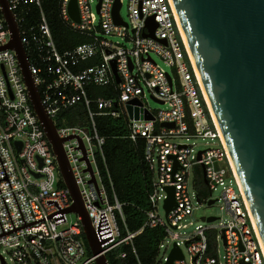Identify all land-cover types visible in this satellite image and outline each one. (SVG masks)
I'll list each match as a JSON object with an SVG mask.
<instances>
[{
  "label": "built area",
  "instance_id": "obj_1",
  "mask_svg": "<svg viewBox=\"0 0 264 264\" xmlns=\"http://www.w3.org/2000/svg\"><path fill=\"white\" fill-rule=\"evenodd\" d=\"M8 1L46 111L61 137L80 135L86 145L99 189L89 182L91 173L85 171L88 165L81 159L78 138L64 142L92 225L104 241V252L126 244L137 255L136 236L146 227L161 226L165 238L173 241L172 249L178 246L184 254L174 264H264L263 241L184 40L173 0H129L128 18L121 13L120 0L122 23L115 19L117 0H77L79 20L70 13L72 0H60L63 20L87 37L66 50L55 42L44 0ZM33 7L39 9L36 14ZM152 19L156 27L149 25ZM10 39L0 4V264H8L7 253L16 264H97L80 215L69 220L71 212L66 210L73 199L66 184L61 185L57 156L31 101L17 53L5 47ZM97 86L114 87L116 94L91 96L90 90ZM148 91L166 106L157 111L148 106ZM81 104L93 133L68 122L66 112ZM129 105L133 112L138 109L139 118L130 116ZM146 112L153 118L147 119ZM100 114L127 116L131 138L146 140V159L154 174L151 207L136 231L129 229L119 200L110 201L100 176L95 156L105 141L96 127L95 117ZM191 137L217 139L218 143L195 153L192 144L179 140ZM196 165L205 166L210 190L205 199H200L195 187ZM218 185H223L222 194L213 198ZM167 186H174L176 204L168 213L164 206V217L159 205L168 198ZM194 197L205 203L223 199L222 209L230 219L215 223L220 218L215 216L209 225L198 226L186 236L180 234L177 230L187 226L184 221L194 211ZM165 238L157 264H165L172 251L160 258ZM182 242L188 247L189 260ZM127 254L124 251L121 256Z\"/></svg>",
  "mask_w": 264,
  "mask_h": 264
},
{
  "label": "water",
  "instance_id": "obj_2",
  "mask_svg": "<svg viewBox=\"0 0 264 264\" xmlns=\"http://www.w3.org/2000/svg\"><path fill=\"white\" fill-rule=\"evenodd\" d=\"M0 4L11 33L5 47L17 53L31 101L52 143L63 180L73 199L66 211L80 215L96 263L110 264L102 245L104 241L99 239L92 225L64 147L65 141L78 138L79 149L83 151L81 159L88 165L85 171L91 173L89 182L99 189L84 140L80 135H59L31 72L19 23L9 1L0 0ZM173 4L264 244V0H173ZM120 8L121 1L117 0L115 19L118 23L123 22ZM70 13L74 19H80L77 0L71 1ZM149 25L156 27L153 19ZM129 111L131 117L139 118L138 109L133 112L129 105ZM145 117L153 118L149 112ZM17 145L20 147L21 142ZM203 172L207 183L205 166ZM166 189L168 198L164 206L168 213L176 204V198L174 186ZM215 201L211 199L209 204ZM208 219L215 220L216 217ZM183 257L181 248L175 246L165 264H174L176 259Z\"/></svg>",
  "mask_w": 264,
  "mask_h": 264
},
{
  "label": "trees",
  "instance_id": "obj_3",
  "mask_svg": "<svg viewBox=\"0 0 264 264\" xmlns=\"http://www.w3.org/2000/svg\"><path fill=\"white\" fill-rule=\"evenodd\" d=\"M45 9L55 42L60 50H66L87 40L85 35L69 28L60 13V0H44ZM39 9L33 7L36 14ZM36 16V15H34ZM91 96H113L114 87L97 86L90 90ZM69 124H79L93 133L91 121L84 105L66 112ZM99 135L105 138L102 150L97 148L95 156L102 182L112 203L117 198L122 204L126 223L130 230L140 229L151 207L150 193L153 187V171L146 159V140L131 138L129 119L125 115L100 114L95 117ZM61 185L65 183L61 181ZM195 187L200 199L210 196L205 182L203 167H195ZM163 227H146L134 239L137 255L126 244H121L107 253L110 264H157L160 244L165 238ZM90 249V248H89ZM128 251L126 257L121 254Z\"/></svg>",
  "mask_w": 264,
  "mask_h": 264
},
{
  "label": "rangeland",
  "instance_id": "obj_4",
  "mask_svg": "<svg viewBox=\"0 0 264 264\" xmlns=\"http://www.w3.org/2000/svg\"><path fill=\"white\" fill-rule=\"evenodd\" d=\"M128 1L129 0H123V5L121 8V13L125 18H128ZM154 56L163 64L162 59L157 54H154ZM166 68L172 71V68L167 67V66ZM145 102L148 106H150L155 111H157L160 108H164L166 106L163 103H160L156 101L154 98H152L151 93L149 91L146 95ZM179 140L184 141V142H189L190 144H192L194 147L195 153H197L199 150L205 149L206 147L217 145L218 143L217 139L201 138V137H191L189 139L183 138ZM227 183H229V181ZM232 184L237 189V185L234 182H232ZM222 189H223V185H218V187L215 190H213V193H212L213 198H219L222 194ZM190 192L193 195L194 193L193 185H190ZM193 203H194V211L192 214L188 215L186 220L184 221V223H187V226L177 230L180 234L184 236L191 234L194 230H196L198 226L209 225L210 221L208 218L210 216L220 217L216 220L215 223H219V221L227 222L230 219V214L227 212V210L222 209V206L224 205L223 199L219 201L217 200L214 203L209 204L205 202H199L198 199L194 197ZM159 211L161 215L165 217L166 211H165L163 202H161L159 205ZM77 216H78V213L71 212L69 214V220H75L77 219ZM180 240L183 241L182 238H180ZM172 246H173V241L171 240L170 236L166 237L164 240V244L161 247L160 258H163L164 255H167L171 251ZM182 248L186 254V259L189 260L190 253H189L188 247L186 246L185 242H182ZM10 256L11 254L7 253L8 264H16L10 258Z\"/></svg>",
  "mask_w": 264,
  "mask_h": 264
},
{
  "label": "bare ground",
  "instance_id": "obj_5",
  "mask_svg": "<svg viewBox=\"0 0 264 264\" xmlns=\"http://www.w3.org/2000/svg\"><path fill=\"white\" fill-rule=\"evenodd\" d=\"M178 17H179V16H178ZM179 21H180V19H179ZM180 25H181V29H182V33H183L184 40H185V42H186V44H187L188 50H189V52H190L192 58H193V61H194V65H195V68H196L197 74H198L199 79H200V81H201V83H202V85H203V88H204V90H205V94H206L207 101H208V103H209L210 109H211L212 114H213V116H214V118H215V121L217 122L218 126L220 127V125H219V123H218V120H217V117H216V115H215V112H214V110H213V108H212V105H211V103H210V101H209L208 94H207V91H206V89H205L204 83H203V81H202L201 75H200V73H199V71H198V68H197V66H196V62H195L194 56H193V54H192V51H191V49H190V46H189V43H188L187 37H186V35H185V32H184L183 26H182V24H181V21H180ZM220 130H221V129H220ZM221 134H222V132H221ZM222 136H223V134H222ZM223 139H224V136H223ZM224 141H225V139H224ZM225 143H226V141H225ZM229 152H230V151H229ZM231 158H232V156H231ZM232 162H233V164H234L233 159H232ZM234 167H235V164H234ZM235 170H236V167H235ZM236 173H237V176H238L239 182H240V184H241V181H240V178H239V175H238L237 170H236ZM241 187H242V190H243V192H244V189H243L242 184H241ZM244 194H245V192H244ZM245 197H246V195H245ZM246 199H247V197H246ZM247 202H248V200H247ZM248 204H249V203H248ZM249 207H250V206H249ZM250 209H251V208H250ZM251 214H252V212H251ZM252 216H253V215H252ZM253 218H254V217H253ZM254 221H255V219H254ZM255 223H256V221H255ZM256 226H257V224H256ZM257 228H258V227H257ZM258 231H259V229H258ZM263 245H264V244H263Z\"/></svg>",
  "mask_w": 264,
  "mask_h": 264
}]
</instances>
